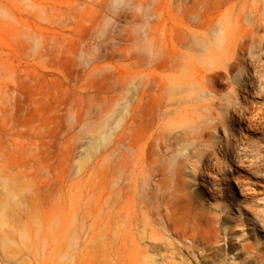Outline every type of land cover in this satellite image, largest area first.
<instances>
[{"label": "rangeland", "instance_id": "rangeland-1", "mask_svg": "<svg viewBox=\"0 0 264 264\" xmlns=\"http://www.w3.org/2000/svg\"><path fill=\"white\" fill-rule=\"evenodd\" d=\"M263 221L264 0H0V264H230Z\"/></svg>", "mask_w": 264, "mask_h": 264}, {"label": "bare ground", "instance_id": "bare-ground-1", "mask_svg": "<svg viewBox=\"0 0 264 264\" xmlns=\"http://www.w3.org/2000/svg\"><path fill=\"white\" fill-rule=\"evenodd\" d=\"M155 172L157 173L156 176H159V177L166 175L165 171L163 170H156ZM160 185L161 183H158L159 187ZM156 191L159 192L160 189H157ZM155 198H156L155 201H159V195H157V197L155 196ZM160 203L161 201H159V204ZM147 233H148V229L146 227L141 230V234H142L141 243L142 244L146 243ZM149 249L152 251L160 250V245L157 243H151L149 245ZM233 253H234V259L230 264H264V248L263 247H259L257 245L255 246L245 245L242 251H240V249H235ZM172 255H174V253H172Z\"/></svg>", "mask_w": 264, "mask_h": 264}]
</instances>
